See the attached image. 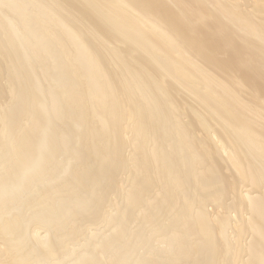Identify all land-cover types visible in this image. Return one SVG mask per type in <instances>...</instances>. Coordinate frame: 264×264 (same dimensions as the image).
<instances>
[{"label":"bare ground","instance_id":"1","mask_svg":"<svg viewBox=\"0 0 264 264\" xmlns=\"http://www.w3.org/2000/svg\"><path fill=\"white\" fill-rule=\"evenodd\" d=\"M0 264H264V0H0Z\"/></svg>","mask_w":264,"mask_h":264}]
</instances>
